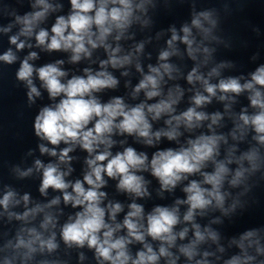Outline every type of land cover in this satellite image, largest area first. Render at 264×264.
Here are the masks:
<instances>
[{
	"label": "clouds",
	"instance_id": "obj_1",
	"mask_svg": "<svg viewBox=\"0 0 264 264\" xmlns=\"http://www.w3.org/2000/svg\"><path fill=\"white\" fill-rule=\"evenodd\" d=\"M150 0H141L135 3L134 0H70L71 11L67 17L61 15L56 18V22L51 28V36L47 30L41 29L35 34V40L38 46H43L47 51H71V62L76 63L84 57L91 56V49L103 46L108 52L109 59L101 62V68L111 65L113 68L123 67L131 63V54L118 56L121 51L119 45L112 48L106 43L107 38L116 33L115 40L119 41L125 31L130 27L134 20L140 17L134 16L135 11L145 12V4ZM33 8L40 7V11L27 13L23 16H15V24H19L20 31L18 35L10 37V43L16 45L17 49L25 47L24 42L17 43L19 36L31 37L33 30L38 22L42 21L49 10L55 11L60 6L46 2V0H35ZM145 23H147L145 21ZM205 23L210 27H205ZM217 21L213 19L211 11H201L194 13L191 24H184L179 35L173 27L170 29L171 38L167 41L168 48L160 53L159 60L167 61L171 55L178 54L175 48L177 41L187 46L188 56L196 60V53L201 51L202 41L197 43V38L193 34V29L197 30L204 40L216 39L211 35L212 29L216 27ZM10 24L2 29L8 32L12 28ZM90 46V47H89ZM143 44L137 45L136 51L139 52ZM203 52L210 55V50L204 47ZM37 58L35 52H31L20 65L16 73L19 81L26 82L28 88L27 98L29 103H34L36 97L41 95L39 89L33 83V74L38 76L42 82V87L47 90L51 100L60 98L57 103L51 106H45L40 109L34 120V133L41 140L48 141L53 146H58L61 142L66 145H79L87 151L92 158L86 160L90 169L83 177V181L76 180L75 183L66 182L64 177L71 172L59 170L58 164L49 163L46 166L40 160L35 161L37 170L43 169V179L40 186L41 194H46L48 188L59 190L63 193L65 204H71L73 208L81 207L82 211L75 213L74 218L70 216L68 222L64 223L61 229V237L68 247L73 245L83 247L87 244L88 248L95 250V256L98 262L106 261L108 264H158L163 257L166 264H176L179 257L174 256L170 251L175 246L177 238L183 240L188 228L182 231L174 232V227L180 223L179 208L156 206L151 213L145 217L142 205L135 202L129 205V211L125 215L122 224L114 223L117 213L122 211L120 203H109L107 208L102 207L101 203L106 197V193L99 191L105 186L104 175L111 179H118L117 189L126 192L134 197H145L148 195L147 181L142 175L137 173L149 171L151 175L157 178L162 191L173 190L178 182L186 179L188 175L200 173L203 177L202 182L191 181L183 191L187 194L186 200H177L176 205L187 204L188 210L183 216V220L191 222L194 220L197 210L207 209L215 201V207L223 209L225 196L227 193L221 191L226 177L229 174L227 164L235 163L239 165L232 178L228 181L231 186H237L242 182L246 172L258 170L259 151L253 148L239 157H234L232 153L235 149L229 150V158L226 161H216L215 157L219 155L218 145L225 137L220 135H200L195 139L187 140V147L181 146L178 150L164 149L157 150L149 162L148 156L144 152H137L133 147H126L122 152L112 155L111 147L115 141L111 138L113 134L135 136L138 140L142 139L147 146H153L154 141L158 142L162 137L169 141L177 140L181 135L178 131L183 125L186 130L191 131L200 126V122L209 119L204 112L197 111L201 107L211 102V98L216 95L217 90L221 93H235L239 95L244 91H249L251 107L259 109L254 115L246 114L242 111L239 119L243 121V126L251 125L256 133L253 137L259 144L264 145V93L259 88H264V65L258 67L251 73V79L243 84L239 78L221 79L218 84L209 83V80L203 75L198 74V69L193 68L187 76L189 84L199 81L204 87L207 95L197 92L192 97L195 107H189L179 115H172L175 112L176 105L183 95L181 89H169L166 99H160L156 103L141 102L134 107H128L122 98L114 97L107 103H101L94 93L101 92L104 89L115 88L118 81L107 71H98L92 74L90 69H85V77L73 76L67 82H62L61 78L67 73L58 65L63 61H57L54 64H46L39 68H34L29 60ZM16 56L11 50L0 55V61L12 64ZM207 62V57L205 63ZM221 64L218 67H224ZM137 71H142L140 64H136ZM174 67L169 63H161L159 67L149 65V73L143 76V79L135 87L133 95L144 91L147 100L160 97L161 82L164 75L172 79ZM127 75V73H123ZM209 77L219 75L218 68H213ZM259 86V88L257 87ZM220 100L226 99L224 95ZM169 115L165 120L168 130H152V121L159 120L162 115ZM212 124H216L220 119V113H215L211 117ZM92 125L89 127V125ZM209 125V128L212 127ZM242 125L237 128L242 129ZM233 139H236L233 132ZM243 138V131L241 132ZM123 143V141H121ZM103 146V151H99ZM42 154L47 153L56 157L57 151L54 148L49 149L43 144L40 146ZM73 147H65L59 152V162L68 163L71 160L69 153ZM93 153H96L94 156ZM212 161L215 164L213 173L202 172L206 163ZM244 161H247L250 168L244 167ZM106 162V163H105ZM31 172H21V176H26ZM85 184L89 187L86 189ZM202 184L211 185V188L202 187ZM71 187L72 192L67 189ZM15 193L7 191L0 199V206L5 211L10 204H18L15 200ZM25 205L29 202V196L25 194L22 197ZM60 203L57 197L47 205H37L28 209L23 214L9 213L11 218L15 215L17 220H28L35 218L36 214L50 208L52 205ZM106 211L112 224L105 220ZM146 220V224L145 221ZM194 239L179 247V252L192 261L197 255V245L205 241L206 237L213 242L218 240V234L208 228L202 232L198 224H193ZM40 227L48 230L55 228L56 222L51 214L44 216ZM121 229L127 230L126 236H116ZM27 232V238L18 233L15 245L11 241L5 245V248H12L13 251L21 257L23 261L30 260L37 251L43 253L47 250L49 253L58 248L56 243V234L52 232L48 238H44L41 232L35 228L21 229V233ZM146 237L153 241H159L158 251H155L151 244L146 242ZM133 242L142 244L143 250L138 251L135 258L130 254L128 245ZM240 249V255H234L225 261V264H253L256 256L249 254V249L255 250L257 256H264V246L261 245L260 236L257 230L244 232L239 239L231 241ZM26 251L20 252L19 250ZM223 251V248L220 249ZM211 255L204 252L203 257ZM16 257L13 256L12 259ZM12 259L5 257L4 264H12ZM83 260V254L80 255ZM41 264H48L42 261ZM56 264V262H53ZM195 264H208L207 259L196 260ZM264 264V261H260Z\"/></svg>",
	"mask_w": 264,
	"mask_h": 264
}]
</instances>
